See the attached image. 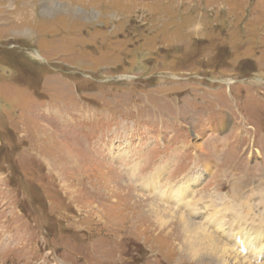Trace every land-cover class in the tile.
<instances>
[{"label":"rangeland","instance_id":"1","mask_svg":"<svg viewBox=\"0 0 264 264\" xmlns=\"http://www.w3.org/2000/svg\"><path fill=\"white\" fill-rule=\"evenodd\" d=\"M159 169L264 210V0H0V264H225L147 213Z\"/></svg>","mask_w":264,"mask_h":264},{"label":"bare ground","instance_id":"2","mask_svg":"<svg viewBox=\"0 0 264 264\" xmlns=\"http://www.w3.org/2000/svg\"><path fill=\"white\" fill-rule=\"evenodd\" d=\"M226 117L222 119L228 122L222 120L216 127L227 129L230 126L231 129ZM127 152L129 150H125L126 155ZM206 173L194 171L177 184L162 186L165 173L164 169H159L140 186L152 195L146 205L147 213L160 226L179 220L183 233L181 253L191 259L209 258L225 264H264V210L254 214L248 202L250 197L241 205L225 200L219 194L203 202L204 197L198 198L194 191Z\"/></svg>","mask_w":264,"mask_h":264}]
</instances>
